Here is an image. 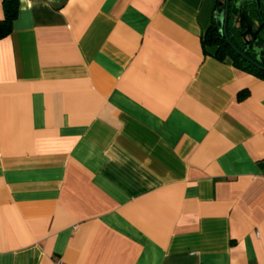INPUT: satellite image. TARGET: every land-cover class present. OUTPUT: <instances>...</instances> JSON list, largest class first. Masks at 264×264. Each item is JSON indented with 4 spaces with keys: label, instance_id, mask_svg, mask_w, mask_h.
Masks as SVG:
<instances>
[{
    "label": "crops",
    "instance_id": "obj_1",
    "mask_svg": "<svg viewBox=\"0 0 264 264\" xmlns=\"http://www.w3.org/2000/svg\"><path fill=\"white\" fill-rule=\"evenodd\" d=\"M220 1L18 0L0 264H264V79L203 43Z\"/></svg>",
    "mask_w": 264,
    "mask_h": 264
},
{
    "label": "water",
    "instance_id": "obj_2",
    "mask_svg": "<svg viewBox=\"0 0 264 264\" xmlns=\"http://www.w3.org/2000/svg\"><path fill=\"white\" fill-rule=\"evenodd\" d=\"M257 7L260 9V2L261 0H255ZM248 3H243V0H223L220 1L213 17V23L216 29L219 31V33L223 34L225 38L228 40V42L232 45V47L240 54L241 57L246 58L249 62L254 64L257 67L262 68L260 64L250 59L247 55L242 53L236 46L233 44V42L230 39V35L228 32V26L229 21H231L232 26L234 29L235 23L238 22L239 28L242 31V35L246 36L248 35L250 37L249 40H247V43H253L254 49L256 52L264 54V49H261L258 47V37L260 30L262 26L264 25V19L261 24H259L256 28L254 26V22L251 18V16L248 13ZM235 17L237 18L236 21H234ZM258 61L264 63V60L261 59L258 56ZM264 69V68H263Z\"/></svg>",
    "mask_w": 264,
    "mask_h": 264
},
{
    "label": "trees",
    "instance_id": "obj_3",
    "mask_svg": "<svg viewBox=\"0 0 264 264\" xmlns=\"http://www.w3.org/2000/svg\"><path fill=\"white\" fill-rule=\"evenodd\" d=\"M2 8L4 17L0 20V38L7 36L12 30L13 21L18 13V0H2ZM230 39L233 42L231 37ZM203 43L217 47L215 56L218 59H223L228 56L233 60L236 67L264 79V70L256 67L246 58L241 57L225 36L219 33L214 24H211L205 31ZM233 44L236 46L235 42ZM236 48L238 47L236 46ZM244 95V92L239 93V98H242Z\"/></svg>",
    "mask_w": 264,
    "mask_h": 264
},
{
    "label": "flooded vegetation",
    "instance_id": "obj_4",
    "mask_svg": "<svg viewBox=\"0 0 264 264\" xmlns=\"http://www.w3.org/2000/svg\"><path fill=\"white\" fill-rule=\"evenodd\" d=\"M248 3V13L251 16L255 28L263 22L264 19V0H261L260 2V9L257 7L256 1L255 0H243V3ZM237 18L235 17L234 21H236ZM236 29L234 27H231V21H229V26H228V32L230 37L232 38L233 42H235L236 46L238 49L247 55L250 59L253 61L257 62L262 66V70H264V63L258 61V56L264 60V54L256 52L254 49V44L253 43H247V40L250 39L248 35L243 36L242 31L239 28L238 22L235 23ZM258 47L261 49H264V25L262 26L259 37H258ZM251 63V62H250ZM257 67V66H256Z\"/></svg>",
    "mask_w": 264,
    "mask_h": 264
},
{
    "label": "built area",
    "instance_id": "obj_5",
    "mask_svg": "<svg viewBox=\"0 0 264 264\" xmlns=\"http://www.w3.org/2000/svg\"><path fill=\"white\" fill-rule=\"evenodd\" d=\"M221 1H223V0H221ZM53 264H68V263L63 261L62 259L57 258V259L53 260Z\"/></svg>",
    "mask_w": 264,
    "mask_h": 264
}]
</instances>
